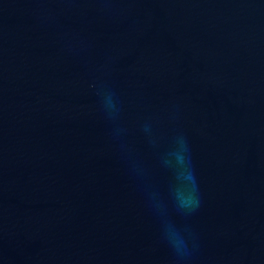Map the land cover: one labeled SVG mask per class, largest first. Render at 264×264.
Here are the masks:
<instances>
[{
  "label": "water",
  "instance_id": "water-1",
  "mask_svg": "<svg viewBox=\"0 0 264 264\" xmlns=\"http://www.w3.org/2000/svg\"><path fill=\"white\" fill-rule=\"evenodd\" d=\"M181 133L183 260L148 202ZM0 264H264V0H0Z\"/></svg>",
  "mask_w": 264,
  "mask_h": 264
},
{
  "label": "clouds",
  "instance_id": "clouds-1",
  "mask_svg": "<svg viewBox=\"0 0 264 264\" xmlns=\"http://www.w3.org/2000/svg\"><path fill=\"white\" fill-rule=\"evenodd\" d=\"M99 94L107 116L115 118L120 110L115 99L116 93L102 89ZM162 164L170 170L172 182L166 193L154 191L148 202L160 221L162 238L176 256L183 260L192 253L194 237L190 227L178 218L195 212L201 203L191 148L184 134L176 136L174 145L163 154Z\"/></svg>",
  "mask_w": 264,
  "mask_h": 264
}]
</instances>
